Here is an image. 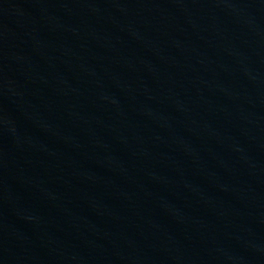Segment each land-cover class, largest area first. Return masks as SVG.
Returning a JSON list of instances; mask_svg holds the SVG:
<instances>
[{
  "label": "water",
  "instance_id": "water-1",
  "mask_svg": "<svg viewBox=\"0 0 264 264\" xmlns=\"http://www.w3.org/2000/svg\"><path fill=\"white\" fill-rule=\"evenodd\" d=\"M0 128L113 264H264V0H0Z\"/></svg>",
  "mask_w": 264,
  "mask_h": 264
}]
</instances>
